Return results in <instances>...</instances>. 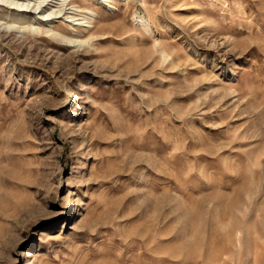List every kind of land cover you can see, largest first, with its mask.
<instances>
[{"label":"rangeland","instance_id":"374dc122","mask_svg":"<svg viewBox=\"0 0 264 264\" xmlns=\"http://www.w3.org/2000/svg\"><path fill=\"white\" fill-rule=\"evenodd\" d=\"M31 6L0 7V264H264V0Z\"/></svg>","mask_w":264,"mask_h":264},{"label":"bare ground","instance_id":"6f19581e","mask_svg":"<svg viewBox=\"0 0 264 264\" xmlns=\"http://www.w3.org/2000/svg\"><path fill=\"white\" fill-rule=\"evenodd\" d=\"M26 5L19 4L15 0H0V7L6 8L7 11L10 12L8 15V18L12 21V23H24L26 20V17L24 14L30 13V10L28 8L31 6V3H34L30 9H33V13L35 14L38 12V15H40V22H46L49 21V18L52 16V13L47 14L46 7H48L52 0H40L41 2H36L33 0H25ZM60 13V12H59Z\"/></svg>","mask_w":264,"mask_h":264}]
</instances>
